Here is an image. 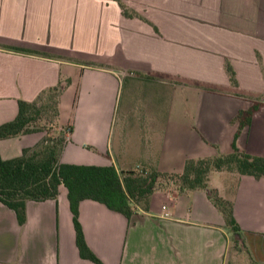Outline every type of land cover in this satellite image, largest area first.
Wrapping results in <instances>:
<instances>
[{
  "label": "crops",
  "instance_id": "1",
  "mask_svg": "<svg viewBox=\"0 0 264 264\" xmlns=\"http://www.w3.org/2000/svg\"><path fill=\"white\" fill-rule=\"evenodd\" d=\"M0 0V124L19 100L58 82L60 163L117 174H179L186 159L230 151L238 110L264 97V0ZM236 81L228 80L225 64ZM63 113L65 115L63 116ZM42 138L0 139V158ZM264 158V102L234 139ZM206 189L231 204L246 264H264V177L208 171ZM131 215L89 198L77 221L103 264H226L233 233L205 189L156 179ZM24 218L0 202V264H94L78 254L66 188L26 200Z\"/></svg>",
  "mask_w": 264,
  "mask_h": 264
},
{
  "label": "trees",
  "instance_id": "2",
  "mask_svg": "<svg viewBox=\"0 0 264 264\" xmlns=\"http://www.w3.org/2000/svg\"><path fill=\"white\" fill-rule=\"evenodd\" d=\"M124 16H131L134 12L124 7L119 2ZM0 48L13 52L38 54V52L0 44ZM225 70L228 80L232 85L236 84L232 68L226 63ZM61 89L58 82L55 86L48 87L38 93L31 102L19 100L17 112L13 119L0 124V139L12 137L19 134L35 131L31 126H26L28 118L25 116L29 109L35 108L42 96L48 92L56 91V99ZM56 107L55 117L57 116ZM264 102V97L258 99L244 110H238L234 119L237 129L231 141L230 151L215 157H204L197 159H186L182 171L179 174H161L150 170L144 178L133 171L117 174L111 166L72 165L58 161L59 152L65 141L59 140V147L46 146L45 139L39 141V145L21 149L18 156L8 159L0 158V202L12 209L17 221L22 222L24 218L23 207L26 200H44L54 198L57 194L58 185L66 188L71 219L74 228V240L81 258L87 259L94 264H103L86 246L81 228L77 221V204L84 198L96 200L107 208L117 211L127 219L131 215L130 201L138 194L143 204L148 194L155 186L157 178L175 179L179 191L196 188L205 189L212 203L222 213L226 224L237 236L240 229L235 222L231 204L219 197L212 189H206L208 171L211 169H234L240 174L251 175L255 178L264 177V158L249 155L239 151L234 145V139L239 130L249 123L252 112ZM135 200V201H134Z\"/></svg>",
  "mask_w": 264,
  "mask_h": 264
},
{
  "label": "rangeland",
  "instance_id": "3",
  "mask_svg": "<svg viewBox=\"0 0 264 264\" xmlns=\"http://www.w3.org/2000/svg\"><path fill=\"white\" fill-rule=\"evenodd\" d=\"M56 94V91H51L44 94L35 108L29 109L25 115L28 118V123L26 124V126H31L32 129H35V131L42 132V138L40 140L45 139V145L53 146L55 147V149L59 147L60 139L62 141L66 140V134L69 131V125L66 124L62 127H59L56 123V107L54 106ZM64 115L65 113H63V116ZM39 141L34 147L40 144ZM229 170L234 171V169ZM149 172L150 170H142L137 172L136 174L141 176V178H144L145 176H147V174H149ZM160 180H162L163 183L176 182L174 178L169 179L163 177L160 178ZM134 199H138L139 204H142L143 202L142 198L138 194H136ZM233 235V240L230 242L229 252H234V255L230 259H228L226 264H246L247 257L242 254L244 246L241 240V235L236 236L234 233ZM251 264H253V262Z\"/></svg>",
  "mask_w": 264,
  "mask_h": 264
}]
</instances>
